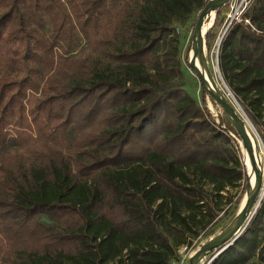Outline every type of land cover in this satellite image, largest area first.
I'll list each match as a JSON object with an SVG mask.
<instances>
[{
  "label": "trees",
  "instance_id": "1",
  "mask_svg": "<svg viewBox=\"0 0 264 264\" xmlns=\"http://www.w3.org/2000/svg\"><path fill=\"white\" fill-rule=\"evenodd\" d=\"M208 2L0 0V264H172L246 195L240 138L178 56L175 24ZM217 51L264 143V0ZM260 206L209 264H264Z\"/></svg>",
  "mask_w": 264,
  "mask_h": 264
},
{
  "label": "rangeland",
  "instance_id": "2",
  "mask_svg": "<svg viewBox=\"0 0 264 264\" xmlns=\"http://www.w3.org/2000/svg\"><path fill=\"white\" fill-rule=\"evenodd\" d=\"M248 1L249 0H230V2L226 3L227 4L226 8L221 10L219 17V19L222 21L221 25L218 29L214 31V34L216 36V45L214 46L212 52L209 54L207 53L206 47L204 48V57L206 62L205 67L207 74H209V78L214 83L216 90L219 91L227 99L228 103L233 108H235L237 113L241 114L244 117V119H247L245 113L243 112L237 100L226 86V83L219 70L217 47L221 41L220 39H222L221 37H223L231 22L235 20V18L240 14V11L248 3ZM197 16H198L197 14H193L184 24H175V28L179 40L178 56L181 62L182 71L184 72L187 79L186 90L199 103L201 99L200 90H199V79L197 74L187 66L185 60L187 49L191 48L192 45L193 30H194L193 23ZM205 105L208 108L212 117L215 119L216 124H220V119L225 115L222 109L219 106L212 104L208 98H206ZM247 121L250 122L248 119ZM250 124L247 123V129L250 138L252 139V143H254L256 152L258 153L259 156V161L258 162L256 161V164L258 163L257 166L258 171L259 173H261L262 171V176L264 177V143L260 139L257 130L253 127L252 124L251 125ZM231 136L233 137V135ZM237 143L239 145L241 161L243 163L244 148L242 147L240 141H237ZM229 197L231 203L225 206V210H227L226 213L221 212L218 217L219 218L218 223L212 228L208 229L197 240L194 241L192 245L193 247L192 253L190 254V256L188 257V259L184 264H188L189 258L192 255H194L195 252L199 250L201 246L205 245L209 241L221 235L225 231V229L233 222L238 211L243 205V201L246 195L245 194L242 195L241 187H239V188L229 189ZM262 201H264V186H262V190L260 191L259 196L256 198V202L253 205V209L249 214V216L252 215L251 219L257 213V210L260 209L261 207L260 205ZM213 257L214 255L208 253L204 258H202L200 262H198V264H209V262L212 260ZM172 264H178V261H175Z\"/></svg>",
  "mask_w": 264,
  "mask_h": 264
},
{
  "label": "water",
  "instance_id": "3",
  "mask_svg": "<svg viewBox=\"0 0 264 264\" xmlns=\"http://www.w3.org/2000/svg\"><path fill=\"white\" fill-rule=\"evenodd\" d=\"M228 2H230V0H209L204 9L200 12L194 25L192 45L190 48L192 50V54L190 57L188 56V67L197 74L206 94L209 95L214 100L215 104L222 109L226 118L230 121L233 129L238 134L241 145L246 151L250 163L251 172L255 180V189L251 193H248L249 175L247 174L248 187L245 201L238 211L235 219L221 235L201 246L200 249L189 258L188 264H198V262H200L202 258H204L208 253H212L214 251H217L215 254L217 255L236 241V239L241 235L250 222L252 215L249 216V214L253 209L256 198L259 196L260 191L262 190V186H264V177L262 176V171L261 173L258 171L252 149V142L250 141V135L247 129V123L250 124V122H248L247 119H244L241 114L237 113L236 109L228 103L227 99L216 90V87L209 78V74H207L205 67L206 62L204 57V48L206 33L208 32L207 30L204 36H202L205 20L211 15L212 11H215V15L211 24L212 27L217 11ZM196 59L199 63V69L194 66Z\"/></svg>",
  "mask_w": 264,
  "mask_h": 264
},
{
  "label": "bare ground",
  "instance_id": "4",
  "mask_svg": "<svg viewBox=\"0 0 264 264\" xmlns=\"http://www.w3.org/2000/svg\"><path fill=\"white\" fill-rule=\"evenodd\" d=\"M214 15H215V11H212L211 15L205 20V25H204V28H203V31H202V36H204L205 32L207 30H209V27H211ZM191 54H192V50L190 49V52H189L188 56L190 57ZM194 66L199 69L198 60L197 59L195 61V65ZM206 78H207V76H206ZM210 84L212 85L211 82H210ZM250 141L252 142L251 138H250ZM252 149H253L255 160L258 162L259 161V156H258V153L256 152L254 143H252ZM243 163H244L246 172L249 175L248 176V181H249V191H248V193H251L255 189V180H254V176H253V174L251 172L250 163H249V160H248V157H247V154H246L245 150H244V153H243ZM257 166H258V163H257ZM244 201H245V199H244ZM244 201H243V203H244Z\"/></svg>",
  "mask_w": 264,
  "mask_h": 264
},
{
  "label": "built area",
  "instance_id": "5",
  "mask_svg": "<svg viewBox=\"0 0 264 264\" xmlns=\"http://www.w3.org/2000/svg\"><path fill=\"white\" fill-rule=\"evenodd\" d=\"M250 0L248 1V3L242 8L241 11H243L246 6L249 4ZM240 11V12H241ZM193 247H187V246H182L177 250V254H178V264H184L186 262V260L188 259V257L190 256V254L192 253Z\"/></svg>",
  "mask_w": 264,
  "mask_h": 264
}]
</instances>
